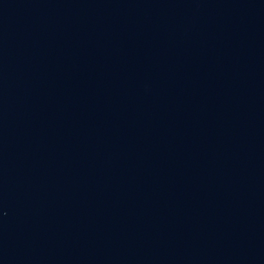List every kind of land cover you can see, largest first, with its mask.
<instances>
[{"label":"water","instance_id":"obj_1","mask_svg":"<svg viewBox=\"0 0 264 264\" xmlns=\"http://www.w3.org/2000/svg\"><path fill=\"white\" fill-rule=\"evenodd\" d=\"M0 264H264V171L137 105L0 65Z\"/></svg>","mask_w":264,"mask_h":264}]
</instances>
